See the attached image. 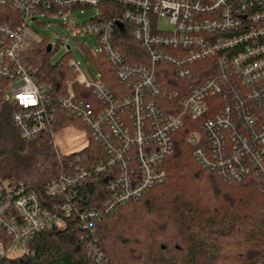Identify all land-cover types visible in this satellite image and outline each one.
<instances>
[{"label": "built area", "instance_id": "built-area-1", "mask_svg": "<svg viewBox=\"0 0 264 264\" xmlns=\"http://www.w3.org/2000/svg\"><path fill=\"white\" fill-rule=\"evenodd\" d=\"M109 1L120 9L104 11L101 0H0V79L9 81L4 99L18 105L13 120L22 137L47 133L54 141L57 114L55 97L24 60L32 44L45 43L33 23L60 17L69 25L64 21L74 13L96 9L85 23L90 55L104 56L114 77L104 80L101 71L90 77L80 61L68 60L74 78L58 104L85 124L105 156L90 164L77 158L46 180L45 193L64 199L52 209L24 183L0 177V257L31 254L36 234L64 227L73 211L94 233L105 214L166 181L163 163L183 127L202 169L228 183L253 174L264 191V0ZM118 34L132 35L148 61L130 62ZM92 176L104 178L108 195L80 209L77 191ZM88 248L99 261L101 253Z\"/></svg>", "mask_w": 264, "mask_h": 264}, {"label": "trees", "instance_id": "trees-1", "mask_svg": "<svg viewBox=\"0 0 264 264\" xmlns=\"http://www.w3.org/2000/svg\"><path fill=\"white\" fill-rule=\"evenodd\" d=\"M107 6L121 7L101 0L104 11ZM118 38V48L130 62L148 61L132 35L118 34ZM45 44H32L24 60L37 82L55 97L57 114L52 128L56 131L73 120L60 109L58 96L74 75L66 61L51 64ZM92 59L104 80L114 79L107 76L113 71L104 56ZM8 83L0 79V177L24 183L52 209L64 199L48 196L44 182L67 171L77 158L90 164L103 158L104 152L93 138L92 145L67 155L56 151L50 134L22 137L13 120L18 105L4 99ZM189 130L180 129L174 153L163 163L166 181L138 200L105 214L94 233L80 226L73 211L64 227L54 226L36 234L31 254L0 257V264H264V191L258 177L251 174L241 182L228 183L202 169L185 139ZM107 195L104 178L92 176L78 189L76 200L82 198L79 208L84 209L101 205ZM90 243L101 253L99 261L98 255L89 251Z\"/></svg>", "mask_w": 264, "mask_h": 264}, {"label": "rangeland", "instance_id": "rangeland-1", "mask_svg": "<svg viewBox=\"0 0 264 264\" xmlns=\"http://www.w3.org/2000/svg\"><path fill=\"white\" fill-rule=\"evenodd\" d=\"M95 12L96 9L91 8L86 9L83 14L80 12L74 13V15H72L73 19L70 17L69 21H64L68 22L69 25H64L60 17L54 19H40L39 21H43L45 25L33 23L36 34L44 38L45 45L52 44L53 46V50L50 52L51 64L62 63L64 61L68 62L70 58H75L81 62L84 70L90 77L98 75L100 70L90 56V50L93 49L94 42L86 34L85 28V23ZM40 45H44V42L40 43ZM68 46H70V49ZM77 47L82 50L81 53L78 51ZM84 58L88 62L91 71L87 69ZM53 131L57 148L55 145L53 146L58 152L69 155L83 150L88 145H92V137L85 124L79 118L73 117L72 121L66 122L61 128Z\"/></svg>", "mask_w": 264, "mask_h": 264}, {"label": "water", "instance_id": "water-1", "mask_svg": "<svg viewBox=\"0 0 264 264\" xmlns=\"http://www.w3.org/2000/svg\"><path fill=\"white\" fill-rule=\"evenodd\" d=\"M47 51L50 52L51 51V45L47 46Z\"/></svg>", "mask_w": 264, "mask_h": 264}]
</instances>
